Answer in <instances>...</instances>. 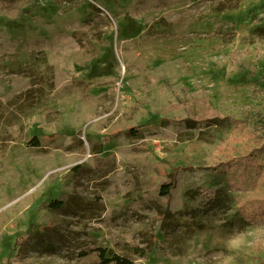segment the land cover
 Masks as SVG:
<instances>
[{
    "label": "rangeland",
    "instance_id": "1",
    "mask_svg": "<svg viewBox=\"0 0 264 264\" xmlns=\"http://www.w3.org/2000/svg\"><path fill=\"white\" fill-rule=\"evenodd\" d=\"M263 144L264 0H0V264L264 259Z\"/></svg>",
    "mask_w": 264,
    "mask_h": 264
},
{
    "label": "trees",
    "instance_id": "2",
    "mask_svg": "<svg viewBox=\"0 0 264 264\" xmlns=\"http://www.w3.org/2000/svg\"><path fill=\"white\" fill-rule=\"evenodd\" d=\"M34 141L37 143V138H35ZM225 163V165L231 167L232 170L241 168L242 166H248V168L260 167L264 164V144L263 146L257 147L251 151L242 150L236 147L234 150L226 154ZM173 188V183L164 184L160 189V193L162 195H168L171 193ZM61 205L62 204L60 202H55L53 204L56 208L61 207ZM239 212L242 219L247 222H256L264 219V198L250 199L248 202H245L240 206ZM95 251L98 252L99 258L101 259L100 264H134L130 258L121 255L114 254L111 257H107V252L103 248H99ZM253 264H264V259L254 257Z\"/></svg>",
    "mask_w": 264,
    "mask_h": 264
},
{
    "label": "bare ground",
    "instance_id": "3",
    "mask_svg": "<svg viewBox=\"0 0 264 264\" xmlns=\"http://www.w3.org/2000/svg\"><path fill=\"white\" fill-rule=\"evenodd\" d=\"M123 69H125V67L123 66Z\"/></svg>",
    "mask_w": 264,
    "mask_h": 264
}]
</instances>
